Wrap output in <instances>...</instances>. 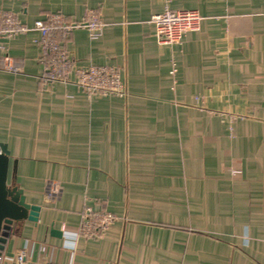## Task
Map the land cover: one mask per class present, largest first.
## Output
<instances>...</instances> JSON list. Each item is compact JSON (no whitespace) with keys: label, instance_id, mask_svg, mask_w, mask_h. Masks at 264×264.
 Returning <instances> with one entry per match:
<instances>
[{"label":"crops","instance_id":"0c3cea01","mask_svg":"<svg viewBox=\"0 0 264 264\" xmlns=\"http://www.w3.org/2000/svg\"><path fill=\"white\" fill-rule=\"evenodd\" d=\"M0 9L27 25L95 10L103 34L76 30L68 51L78 66L118 68L128 90L90 104L75 86L39 79L38 34L3 42L9 184L41 218L16 227L0 264H19L21 251L25 264H264V0H0ZM165 9L198 12L200 30L159 46L151 18ZM85 206L117 216L106 235H77ZM51 225L66 228L62 238Z\"/></svg>","mask_w":264,"mask_h":264},{"label":"built area","instance_id":"2783aa9c","mask_svg":"<svg viewBox=\"0 0 264 264\" xmlns=\"http://www.w3.org/2000/svg\"><path fill=\"white\" fill-rule=\"evenodd\" d=\"M230 13L232 14L228 11L227 14ZM203 20L196 11L165 9L151 18L156 43L165 47L183 45L188 34L200 30ZM105 27L106 23L95 10H87L84 17L78 21L71 16L54 14L27 25L19 19L16 12L0 9V48L4 49L3 42L6 40L36 33L38 38L34 43L40 50L42 64L39 79L49 85L75 86L87 95L90 104L97 96L125 98L128 90L118 68L97 64L78 66L67 48L66 40L74 31L87 30L91 39H96L103 34ZM175 72L176 70L172 75ZM116 220L117 216L112 211L94 210L90 206H85L76 233L87 239L101 238L109 232ZM61 230L65 232L66 228ZM26 259V252L21 251L17 254L19 264H25ZM2 261L3 256L0 254V263Z\"/></svg>","mask_w":264,"mask_h":264},{"label":"water","instance_id":"95a60500","mask_svg":"<svg viewBox=\"0 0 264 264\" xmlns=\"http://www.w3.org/2000/svg\"><path fill=\"white\" fill-rule=\"evenodd\" d=\"M11 152L6 141L0 137V254L11 238L14 230L25 222L38 224L41 218V208L30 203L22 190L9 184L11 171ZM12 173L17 171L14 162ZM51 236L62 238L63 233L53 225L48 228Z\"/></svg>","mask_w":264,"mask_h":264}]
</instances>
